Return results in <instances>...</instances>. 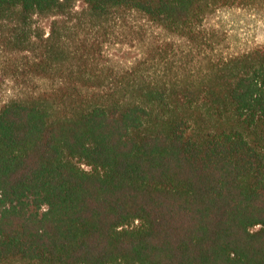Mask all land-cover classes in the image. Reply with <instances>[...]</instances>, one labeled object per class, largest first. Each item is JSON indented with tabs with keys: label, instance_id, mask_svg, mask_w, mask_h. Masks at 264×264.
I'll use <instances>...</instances> for the list:
<instances>
[{
	"label": "trees",
	"instance_id": "1",
	"mask_svg": "<svg viewBox=\"0 0 264 264\" xmlns=\"http://www.w3.org/2000/svg\"><path fill=\"white\" fill-rule=\"evenodd\" d=\"M235 7L264 0H0V95L32 86L0 107V264H264V44L210 24Z\"/></svg>",
	"mask_w": 264,
	"mask_h": 264
},
{
	"label": "rangeland",
	"instance_id": "2",
	"mask_svg": "<svg viewBox=\"0 0 264 264\" xmlns=\"http://www.w3.org/2000/svg\"><path fill=\"white\" fill-rule=\"evenodd\" d=\"M77 6L81 8L83 3L78 2ZM210 24L218 30L223 49L228 53L243 52L264 44L263 9L253 10L244 7L223 9L211 18ZM134 36L129 27H124L122 42L111 49L120 60L133 61L140 56V50L132 42ZM7 62L8 55L0 49V71L8 70ZM31 87L8 75L0 95V107L11 99L20 98L26 93H30Z\"/></svg>",
	"mask_w": 264,
	"mask_h": 264
}]
</instances>
